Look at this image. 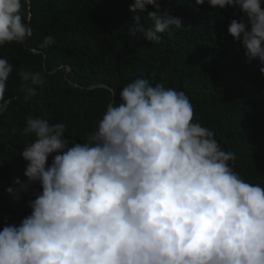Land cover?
<instances>
[{"label":"clouds","instance_id":"9594fccd","mask_svg":"<svg viewBox=\"0 0 264 264\" xmlns=\"http://www.w3.org/2000/svg\"><path fill=\"white\" fill-rule=\"evenodd\" d=\"M24 2L0 0V46L32 35L21 13ZM207 2L246 14V20L233 19L228 32L264 74L262 0ZM149 5L155 8L146 17L151 26L137 14L128 33L158 44V33L181 28L182 19L162 10L160 0H134L130 11ZM54 43L48 36L40 47ZM13 69L0 58V113L17 98H4ZM46 75L19 72L25 102ZM120 98L87 141L71 147L63 138L66 123L26 119L21 134L34 136L21 151L27 182L17 178L19 188L6 192L19 200L34 182L42 191L29 202L30 215L0 231V264H264V187L245 182L229 164L235 153L193 122L188 96L140 77ZM52 153L60 154L47 166Z\"/></svg>","mask_w":264,"mask_h":264},{"label":"trees","instance_id":"16d2710c","mask_svg":"<svg viewBox=\"0 0 264 264\" xmlns=\"http://www.w3.org/2000/svg\"><path fill=\"white\" fill-rule=\"evenodd\" d=\"M133 3L25 0L21 13L32 35L24 43L0 46V58L14 66L4 98L17 97L0 113V231L30 215L29 202L42 191L34 182L19 200L6 192L7 187L19 188L17 178L27 182L28 162L21 151L34 136L21 134L26 119L66 123L63 138L69 147L86 142L107 107L122 102L123 87L140 77L153 86L183 91L194 109L193 122L212 130L219 145L235 153L229 162L234 171L245 182L264 187V74L259 61L249 62L241 43L228 32L231 21L246 20V14L238 6L214 9L207 0L199 6L194 0H160L162 10L182 19V27L158 33L157 44L128 33L134 15H141L147 28V14L155 11L149 5L147 11L134 13ZM48 36L55 43L41 48ZM21 70L47 74L46 83L27 102ZM57 154L49 155L47 166Z\"/></svg>","mask_w":264,"mask_h":264},{"label":"water","instance_id":"95a60500","mask_svg":"<svg viewBox=\"0 0 264 264\" xmlns=\"http://www.w3.org/2000/svg\"><path fill=\"white\" fill-rule=\"evenodd\" d=\"M28 17H29V13H28ZM43 57H44V56H43ZM57 69H58V68L52 70V72L56 71ZM100 86H102V87H107V86H105V85H100Z\"/></svg>","mask_w":264,"mask_h":264}]
</instances>
